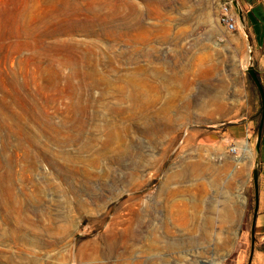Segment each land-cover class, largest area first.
Here are the masks:
<instances>
[{
  "label": "rangeland",
  "instance_id": "rangeland-1",
  "mask_svg": "<svg viewBox=\"0 0 264 264\" xmlns=\"http://www.w3.org/2000/svg\"><path fill=\"white\" fill-rule=\"evenodd\" d=\"M263 40L264 0H0V264H264Z\"/></svg>",
  "mask_w": 264,
  "mask_h": 264
},
{
  "label": "crops",
  "instance_id": "crops-1",
  "mask_svg": "<svg viewBox=\"0 0 264 264\" xmlns=\"http://www.w3.org/2000/svg\"><path fill=\"white\" fill-rule=\"evenodd\" d=\"M264 43V40H263ZM264 45V44H263ZM264 47V46H263ZM264 56V54H262ZM261 83L264 88V78L260 77ZM252 117V116H251ZM252 119L246 120L244 123L240 125H233V126H228L223 132L222 136H224L226 139L230 140H244L245 138L248 139V146H249V141L251 139V134H252ZM259 160H260V166H258V192L257 195L255 196V202H256V211L258 213H263V214H258V217L256 221L260 222L262 220V215H264V123L262 127V132H261V138L259 142ZM241 152V150H240ZM243 220V217L242 219Z\"/></svg>",
  "mask_w": 264,
  "mask_h": 264
},
{
  "label": "water",
  "instance_id": "water-1",
  "mask_svg": "<svg viewBox=\"0 0 264 264\" xmlns=\"http://www.w3.org/2000/svg\"><path fill=\"white\" fill-rule=\"evenodd\" d=\"M247 71L252 79V81L254 82V84L256 85L259 95H260V100H261V116H260V121H259V125H258V142L257 145H259V140L261 138V132H262V127H263V123H264V88L261 84L260 78L258 76L257 71L254 69L253 65H248L247 66ZM200 140L202 142H209L213 141V140H217V135L216 134H206L201 136ZM254 185H255V193L257 195V171H254Z\"/></svg>",
  "mask_w": 264,
  "mask_h": 264
},
{
  "label": "built area",
  "instance_id": "built-area-1",
  "mask_svg": "<svg viewBox=\"0 0 264 264\" xmlns=\"http://www.w3.org/2000/svg\"><path fill=\"white\" fill-rule=\"evenodd\" d=\"M223 9L225 10V12H224V15L222 17V21L228 30H233L235 28V22H234L233 18L227 13L228 5L225 4ZM244 142H246V144L248 146V139L247 138L244 139ZM239 145H240V142L238 140H229V141H227L226 150L228 153H230L234 156H238L240 153Z\"/></svg>",
  "mask_w": 264,
  "mask_h": 264
},
{
  "label": "bare ground",
  "instance_id": "bare-ground-1",
  "mask_svg": "<svg viewBox=\"0 0 264 264\" xmlns=\"http://www.w3.org/2000/svg\"><path fill=\"white\" fill-rule=\"evenodd\" d=\"M241 151H247V152H250V148L247 147L246 144H243L241 147H239ZM241 159V158H240Z\"/></svg>",
  "mask_w": 264,
  "mask_h": 264
}]
</instances>
